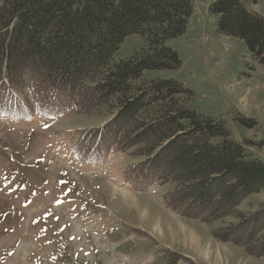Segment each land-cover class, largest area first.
<instances>
[{
	"label": "rangeland",
	"instance_id": "rangeland-1",
	"mask_svg": "<svg viewBox=\"0 0 264 264\" xmlns=\"http://www.w3.org/2000/svg\"><path fill=\"white\" fill-rule=\"evenodd\" d=\"M215 1L194 0L186 32L167 42L180 68L143 77L182 82L201 114L225 120L229 138L264 163V68L243 41L216 31L217 17L208 12ZM239 1L264 17V0ZM143 45L141 37L128 36L115 59ZM107 119L0 115V264H264L253 232L264 222V213L257 214L264 188L244 196L227 218L181 217L163 200L168 186L126 177L133 160L90 151L93 131ZM178 159L171 153L159 162L174 171Z\"/></svg>",
	"mask_w": 264,
	"mask_h": 264
},
{
	"label": "trees",
	"instance_id": "trees-1",
	"mask_svg": "<svg viewBox=\"0 0 264 264\" xmlns=\"http://www.w3.org/2000/svg\"><path fill=\"white\" fill-rule=\"evenodd\" d=\"M193 3L0 0V115L108 116L93 131L90 151H104L97 157L113 153L133 160L126 177L168 186L163 200L181 217L206 223L231 216L244 196L264 188V163L248 158L243 145L229 138L225 120L201 114L182 82L143 77L180 68L167 42L186 32ZM208 12L217 17L216 31L243 41L264 68V17L239 0H217ZM132 35L143 39V47L116 60ZM171 153L179 157L174 171L159 162ZM258 225L253 232L262 250L264 222Z\"/></svg>",
	"mask_w": 264,
	"mask_h": 264
},
{
	"label": "bare ground",
	"instance_id": "bare-ground-1",
	"mask_svg": "<svg viewBox=\"0 0 264 264\" xmlns=\"http://www.w3.org/2000/svg\"><path fill=\"white\" fill-rule=\"evenodd\" d=\"M124 194V193H123ZM125 195V194H124ZM124 197V196H123Z\"/></svg>",
	"mask_w": 264,
	"mask_h": 264
}]
</instances>
